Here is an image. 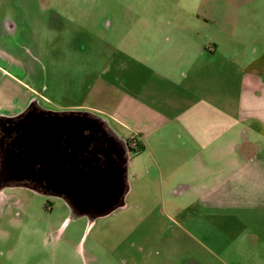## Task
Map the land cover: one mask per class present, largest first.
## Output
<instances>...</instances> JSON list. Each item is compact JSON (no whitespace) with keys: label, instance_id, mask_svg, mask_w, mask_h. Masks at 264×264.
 <instances>
[{"label":"rangeland","instance_id":"374dc122","mask_svg":"<svg viewBox=\"0 0 264 264\" xmlns=\"http://www.w3.org/2000/svg\"><path fill=\"white\" fill-rule=\"evenodd\" d=\"M195 10H261L264 30V0H0V88L14 105L23 94L53 111L87 108L131 139L133 131L119 121L126 108L113 109L119 94L104 86L102 73L123 53L151 64L160 57L165 71L166 59L177 55L154 48L156 32L167 21L181 27L183 13ZM261 41L253 43V57ZM243 51L224 49L217 62L200 65V96L239 105L248 69L223 56ZM238 128L263 145L257 158L237 154L227 174L200 177L193 195L181 188L179 174L165 182L169 171L161 164V178L144 149L129 154L124 205L105 216L78 215L61 197L5 187L0 264H264V133L255 124Z\"/></svg>","mask_w":264,"mask_h":264},{"label":"crops","instance_id":"0c3cea01","mask_svg":"<svg viewBox=\"0 0 264 264\" xmlns=\"http://www.w3.org/2000/svg\"><path fill=\"white\" fill-rule=\"evenodd\" d=\"M261 13L250 10L242 16L232 10L222 13L223 23L222 14L217 12L215 15L186 11L181 17V27L167 21L168 27L156 32L154 48L173 50L177 55L166 59L165 71L159 69L165 61L159 60L160 57L151 64L123 53L120 56L123 59L113 60L102 73L104 86L119 94L113 109L126 108L125 113L121 111L123 118L119 121L133 131V138L138 137L143 143V152L148 154L160 177L164 174L163 164L169 171L165 182L168 177L181 175V188L190 195L200 193V177L227 174L228 165L235 164L237 154L253 163L258 148L263 147L257 140L249 139L245 130L238 128L237 132L239 124H255L264 133V39L254 36L264 33ZM258 38L262 39V51L253 57L252 46ZM238 48L245 51L238 57L228 53L223 59L245 62L243 67L248 69L240 81L239 105H231L229 100L223 105L215 104L210 95L200 96L203 91L200 74L204 69L200 65L204 61L210 65L217 62L218 51ZM171 61L174 67L168 65ZM182 66H186V72H177ZM126 71L128 74H122ZM16 98L19 102L14 105V98L8 99L6 91L0 88V114L19 110L30 100L23 94ZM253 98L259 101L253 104ZM126 104L132 110H127ZM149 136L153 140L147 146L145 140Z\"/></svg>","mask_w":264,"mask_h":264},{"label":"flooded vegetation","instance_id":"af4514ba","mask_svg":"<svg viewBox=\"0 0 264 264\" xmlns=\"http://www.w3.org/2000/svg\"><path fill=\"white\" fill-rule=\"evenodd\" d=\"M76 108L53 111L30 99L21 109L0 114V180L8 177L1 181L0 191L23 186L61 197L75 209L65 183L67 175H78V167L91 179L108 178L111 188H99L97 197L93 194L91 216L100 204L125 197L131 141L120 138L100 115Z\"/></svg>","mask_w":264,"mask_h":264},{"label":"water","instance_id":"95a60500","mask_svg":"<svg viewBox=\"0 0 264 264\" xmlns=\"http://www.w3.org/2000/svg\"><path fill=\"white\" fill-rule=\"evenodd\" d=\"M63 154V151H61ZM62 159V158H61ZM61 164L62 166L65 165V161H63V159L61 160ZM77 171H78V175L75 176H69L67 175L66 177L68 178V181H66L65 186L68 190V193L72 195L74 202H76L77 207L75 209H73L75 211L76 214L78 215H87L90 218H96V217H100V216H105L107 214H110L111 212H113L114 210H116L117 208L121 207L124 205V196L122 197V199L120 200V202L117 203V197L118 195L111 190L112 193V198L116 199L113 202H108L105 204H100L99 206H97L95 208V214L94 215H90V205L89 203L91 201H94V197L93 194L95 195V197H97V190L99 188H102L104 191H108L111 188L107 187L108 183V178H92L91 177H87L78 167H77ZM21 170V167H20ZM18 171V170H17ZM8 177H3L0 180V183L2 180H7Z\"/></svg>","mask_w":264,"mask_h":264},{"label":"trees","instance_id":"16d2710c","mask_svg":"<svg viewBox=\"0 0 264 264\" xmlns=\"http://www.w3.org/2000/svg\"><path fill=\"white\" fill-rule=\"evenodd\" d=\"M131 141V153H138L141 152L144 149V145L141 141H139L138 138H133L130 140Z\"/></svg>","mask_w":264,"mask_h":264}]
</instances>
